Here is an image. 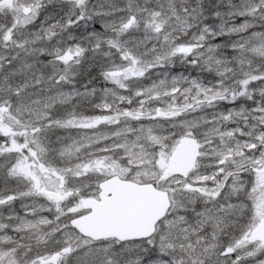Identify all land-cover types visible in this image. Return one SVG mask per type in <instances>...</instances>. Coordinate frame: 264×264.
Instances as JSON below:
<instances>
[{"label":"snow or ice","instance_id":"1","mask_svg":"<svg viewBox=\"0 0 264 264\" xmlns=\"http://www.w3.org/2000/svg\"><path fill=\"white\" fill-rule=\"evenodd\" d=\"M0 264H264V0H0Z\"/></svg>","mask_w":264,"mask_h":264}]
</instances>
